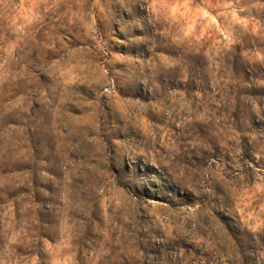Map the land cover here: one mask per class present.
Returning a JSON list of instances; mask_svg holds the SVG:
<instances>
[{
    "label": "rangeland",
    "instance_id": "1",
    "mask_svg": "<svg viewBox=\"0 0 264 264\" xmlns=\"http://www.w3.org/2000/svg\"><path fill=\"white\" fill-rule=\"evenodd\" d=\"M0 264H264V0H0Z\"/></svg>",
    "mask_w": 264,
    "mask_h": 264
}]
</instances>
